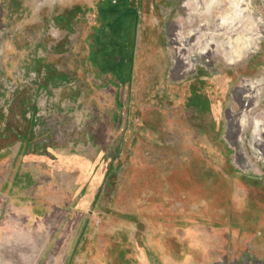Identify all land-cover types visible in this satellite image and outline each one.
<instances>
[{
  "label": "rangeland",
  "instance_id": "obj_1",
  "mask_svg": "<svg viewBox=\"0 0 264 264\" xmlns=\"http://www.w3.org/2000/svg\"><path fill=\"white\" fill-rule=\"evenodd\" d=\"M130 1L142 50L129 88L86 61L85 33L77 44L88 148L0 152V264H264V0ZM179 60L190 71L174 77ZM252 100L243 168L229 115Z\"/></svg>",
  "mask_w": 264,
  "mask_h": 264
},
{
  "label": "flooded vegetation",
  "instance_id": "obj_2",
  "mask_svg": "<svg viewBox=\"0 0 264 264\" xmlns=\"http://www.w3.org/2000/svg\"><path fill=\"white\" fill-rule=\"evenodd\" d=\"M130 2L36 3L34 13L30 0H0V152L18 145L16 156L41 158L61 144L76 154L88 148L87 125L76 120L87 90L76 75L84 62L77 44L85 33L86 61L111 78L117 94L129 88L142 50Z\"/></svg>",
  "mask_w": 264,
  "mask_h": 264
},
{
  "label": "bare ground",
  "instance_id": "obj_3",
  "mask_svg": "<svg viewBox=\"0 0 264 264\" xmlns=\"http://www.w3.org/2000/svg\"><path fill=\"white\" fill-rule=\"evenodd\" d=\"M181 64H182V61L179 60V63L176 64L175 69H174L175 74L179 77L185 75L187 72L190 71L189 68H185L184 65H181ZM245 96L249 97L248 94H246ZM252 104H253V100L252 102L249 101L247 103L242 104L243 116L241 118L236 117L234 114L229 115V127H230L228 131L229 141L236 149L237 164L242 166L243 168L248 167V165L245 164L244 156L241 152V148H240L241 139L239 138L238 133H240V131L244 129V126L246 123L245 112L249 111L250 108L253 107L251 106ZM253 126H254V129L252 131L253 150L254 152L260 153L264 157V127L262 123H260L258 120H255L253 122Z\"/></svg>",
  "mask_w": 264,
  "mask_h": 264
}]
</instances>
